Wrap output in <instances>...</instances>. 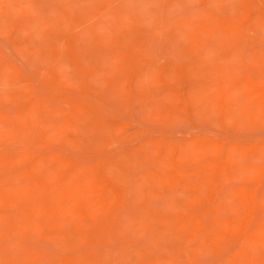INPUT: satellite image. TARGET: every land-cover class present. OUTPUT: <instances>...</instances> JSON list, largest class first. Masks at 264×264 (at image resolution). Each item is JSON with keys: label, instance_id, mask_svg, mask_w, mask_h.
Instances as JSON below:
<instances>
[{"label": "rangeland", "instance_id": "1", "mask_svg": "<svg viewBox=\"0 0 264 264\" xmlns=\"http://www.w3.org/2000/svg\"><path fill=\"white\" fill-rule=\"evenodd\" d=\"M0 264H264V0H0Z\"/></svg>", "mask_w": 264, "mask_h": 264}]
</instances>
